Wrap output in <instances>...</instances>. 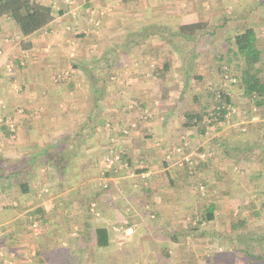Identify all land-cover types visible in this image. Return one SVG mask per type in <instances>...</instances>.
Masks as SVG:
<instances>
[{"label":"crops","instance_id":"0c3cea01","mask_svg":"<svg viewBox=\"0 0 264 264\" xmlns=\"http://www.w3.org/2000/svg\"><path fill=\"white\" fill-rule=\"evenodd\" d=\"M177 3L183 0H60L63 14L26 37L12 20L0 18V256L5 252L14 264H29L32 252L39 257L40 251L34 259L41 264L60 246L76 247L81 231L106 227L110 246L93 247L84 257L91 264L104 261L126 221L135 228L125 243L135 259L144 264L167 251L172 260L185 236L193 237L190 226L218 221L226 198H257L261 180L253 174L260 162L229 158L218 145L214 150L212 139L224 128L193 137L195 130L182 125V112L169 108L178 95L163 100L159 92L162 82L185 85L173 78L185 66L184 51L169 43L175 31L168 34L181 17ZM192 16L184 13L183 24ZM191 50L201 55L199 47ZM157 53L172 64L166 80L151 76L164 64ZM95 102L102 105L101 117L121 124L101 128L98 143ZM258 119L256 125L251 121L252 134L264 132V114ZM64 150L68 166L62 174L55 165ZM116 151L126 160L108 167L106 157ZM201 201L208 206L201 208ZM210 204L215 218L207 221ZM37 208L46 224L30 233L34 245L22 235L26 216ZM175 233L182 242L173 241Z\"/></svg>","mask_w":264,"mask_h":264},{"label":"trees","instance_id":"16d2710c","mask_svg":"<svg viewBox=\"0 0 264 264\" xmlns=\"http://www.w3.org/2000/svg\"><path fill=\"white\" fill-rule=\"evenodd\" d=\"M61 14H63V10H57L51 2L45 3L41 0H0V18L12 20L15 26L19 29L21 35L25 37L42 28L48 27L56 19V17ZM201 25L202 22L181 25V27H179V31L172 34V37L169 40V43H172L176 48H180L181 51H184L183 60L185 61V66L180 70L181 72L178 77L183 78L185 82L181 91V94L183 95L182 102L185 101L188 103L187 106L179 108V111L182 112V116L184 118V123H182V125L186 128L195 130L196 133L192 135L193 137L196 135L204 137L210 129H212V131L221 130V126L226 123L228 115L232 114L233 109L238 106V103L232 97V92H228L226 88L222 86V82L218 83V79L216 77L217 74H215L214 71H211L212 73L205 76L202 74L193 76V71L196 70L197 67L195 60L199 59L198 53L193 52L191 49V51H185L187 46L181 47L178 45L181 41L175 40V38L179 37L183 38L182 41H185L186 39H194L195 37H193V35L198 30L203 28ZM160 29H162L161 26ZM205 33L209 36L213 34V32L210 31ZM161 40L163 43L167 42L166 38ZM138 42L139 46L143 45L142 42ZM262 42H264V39L262 36H259L256 27L245 26L235 32V34L228 35L226 37V42L224 44L226 50L223 48L220 49L225 52L212 51L210 57L212 61L211 63H214L215 66L218 67L216 71L219 70L223 76L230 73L228 78L230 80L232 78L234 79L235 86L242 92L241 95L246 98L249 103L252 102L251 104L258 109L264 108V69L261 66L264 62V48L262 47ZM192 48L195 50V46H192ZM144 57L149 58V55L145 52ZM154 57L155 59L158 58V60L159 58L164 57V64L162 66H155L151 72V76L153 77L155 75L159 79L166 80L172 69V64L169 63V57H166L165 55L163 56L161 53L154 54ZM223 63L226 64L225 67ZM226 66L227 68H230L227 69ZM206 70H213V68L211 65H208ZM108 74L109 73L106 75ZM90 77L92 80L97 79L95 75ZM192 79H195L194 81H196L195 86L202 83L208 86L206 88H204L203 85L199 86V88L196 87L195 89L197 90L194 89L193 93L190 95L188 89H191L192 87ZM222 79L225 80L226 78L222 77ZM162 86L166 88L163 89ZM101 89L105 91V86H102ZM159 92L163 95V100H167V97L172 94L171 87H169V85H164L163 82L159 88ZM177 99L179 101L181 97H177ZM190 99L192 101L191 105ZM179 102L171 104L169 108H176L175 104L178 105ZM92 107V116L95 117V131H98V133L95 134L94 143H98L99 141H102L101 132L103 131L101 128H104L107 124H110L109 126L111 128H113L112 126L121 127V124L112 123L110 120L101 117V103L95 102L92 104ZM248 114H250V111ZM247 130L248 127L245 126L239 130L237 134L227 135L223 133L221 136L214 137L212 139V144L214 145V150L218 145L219 151L229 158L235 157L240 160H245L247 163L250 160H258L260 165L255 169L256 176L253 174V179L259 178V180H261L260 186L264 189V132L256 133L255 137L252 133H250V129L249 133L246 132ZM230 139H232L233 142H230ZM62 153L63 156L60 158L62 161L58 164L56 163L55 168L59 173L63 172L62 174H64V170L68 166L67 162L64 160L68 155V151L64 150ZM118 153L120 154V159L115 161L114 164L122 162L124 159L126 160V156L123 151ZM34 158L37 159L39 156H35ZM47 158L49 161L50 157L47 156ZM3 176L7 177L5 174H3ZM263 196L264 190H259L257 198H263ZM214 210L215 205L210 204L207 214L205 215L207 221H211L215 218ZM42 216L43 214L41 208H37L35 211L29 213L25 218L28 226H26L25 229H28L29 231V225H32L35 220H38L40 228L39 231L42 232L46 224L45 220H41ZM176 234L177 233L173 235V241L177 240L182 242L183 240H181L179 235ZM228 234L229 240L232 242L235 251L241 253L246 260L257 257L252 253L250 246L240 247L237 242L239 237L245 238L248 236H254V233L251 231L250 219L248 215L240 213L232 219L229 223ZM92 239H94L93 244L91 243ZM77 240L79 243H77L76 247L69 244L60 246L55 255H45V259L42 257L41 264H45L46 262L47 264H91L89 260H84V257L88 254V252H92L93 247L95 249H101L110 246L111 244L110 232L106 227H97L93 231L90 229L85 232L81 231ZM186 240L187 239H184V241ZM185 247H187V245L185 243H181L179 248ZM94 253L96 254V251H94ZM37 254L40 257V251H37ZM164 256L169 259V252H164ZM101 257L104 256L101 255ZM109 258L112 260L115 257L109 255L107 259ZM257 258L264 264V257L259 255ZM44 260L46 261L45 263ZM108 261L104 262L102 258L100 261H96L93 264H116V262H110V260ZM184 261L183 264L187 262L186 259H184Z\"/></svg>","mask_w":264,"mask_h":264},{"label":"rangeland","instance_id":"374dc122","mask_svg":"<svg viewBox=\"0 0 264 264\" xmlns=\"http://www.w3.org/2000/svg\"><path fill=\"white\" fill-rule=\"evenodd\" d=\"M41 1L45 3H50L54 0L52 1L41 0ZM59 1L60 0H56V2L58 3H55V5L53 4L57 10L60 7ZM175 13L177 15H180L181 17H177L175 22H171L170 26L174 27V30L171 27H169V33H168L169 35H171L173 31L175 32L179 31V27H181V24L185 22V20H182L184 13H188L189 16L193 15L192 17L189 18L186 17L188 21H186L187 23L185 24L202 22L201 27L203 28L195 33L196 37L194 39L192 40L186 39L185 41H182L183 38L181 37L175 38V40L181 41L178 45H180L181 47L187 46L185 51H191L190 49H192V46H195L197 48L199 47L201 49L200 52L201 55H198V57L199 60L200 58L204 59L206 61V64L200 63L199 61L196 70L193 71V76L199 74L205 76V75H209V73H212L211 71H214L215 74H217L216 77L218 79V83L222 82V86L225 87L228 92H232L231 93L232 97L238 103V106L233 109L232 114L228 115V119L226 123L222 124L221 129L223 130L224 128V131L222 133H225L227 135L237 134L239 130H241L245 126L248 127V130L246 132L248 133L250 131L254 132L253 127L255 126L252 127L251 121L254 122L253 123L254 125L258 124L259 123L258 117L264 114V108L258 109L257 107L251 104L252 102L249 103V101L241 95L242 93L241 90L235 86L234 79L232 78L230 80L228 78L230 73L223 76L219 70L216 71L218 67L215 66L214 63H211L212 61L210 57L212 51L225 52L224 50H226V48L224 44L226 42V37L228 35L235 34V32H237L238 30L242 29L245 26L256 27L259 36H262L264 39V0H183V4H178L175 6ZM194 20L196 22H194ZM205 31L213 32V34L211 36H208L207 34L203 33ZM262 47L264 48V42H262ZM222 48L224 50H220ZM206 49L211 50L209 57L207 55L208 53ZM177 57L178 58L180 57L182 59L181 54L180 55L177 54ZM181 59H179V63L181 62ZM223 64L225 67L226 64L225 63ZM208 65L209 66L211 65L213 70H206L208 68ZM174 66L175 65H173V67ZM261 66L264 69V62L262 63ZM229 68L230 67H228L227 69ZM179 71L180 70H177L176 68L173 71V73ZM222 77H225L226 79L224 80L222 79ZM173 78L176 80L179 77L174 76ZM194 80L195 79H193L192 81L191 89H188L190 95L193 93L196 87L199 88V86L203 85V87L206 88L208 86V85L206 86L204 83L197 84L195 86L194 84L196 83V81ZM160 87L161 85L159 86V88ZM169 87H171L173 95L175 96L178 95V97H181V99L179 100L180 104L178 105L175 104L176 106L175 109L179 110V108H182L183 106H187L188 102L185 101L182 102L183 100V95L181 94L182 86L177 85V86H169ZM164 88L166 87H163V89ZM131 103L133 104L134 102ZM191 104L192 101L190 99V105ZM148 110L149 112L154 111L149 108ZM249 111L250 114H248ZM149 117L151 116L149 115ZM209 132L212 133V135H214L215 132L217 131L214 130L212 131V129H210ZM252 135L256 137V134H252ZM251 167L252 166L249 167V172L251 170L253 171V168ZM244 171L246 172V170ZM253 183H251V185ZM256 185L257 187L261 188V190H264L260 186L261 181L260 182L258 181ZM223 205H224L223 207L224 209L221 212V216L219 214V218L217 219L218 221H214V224L206 223V225L203 226H201L200 224H194L192 227L190 226L187 229V232L189 230L195 237L191 236L190 238L188 237L185 238L187 239V243H186L187 247L179 248L177 252H175L176 254L174 259L167 260L165 259L166 256L162 255V253H159L157 259L152 261L149 258H147L148 261L145 260L144 264H183L184 259H186L187 261L184 264H263V262H261L257 257L259 255L264 257V196L263 198H256V197L250 198L246 196H239L238 198H226L225 203ZM207 206H208L207 203L204 202L202 203L201 201V208H206ZM240 213H244L245 215L249 216L251 231L252 233H254V236H248L245 238L239 237V239L237 240V242L239 243L238 245L240 247L250 246L251 247L250 249L254 254V256H257L249 260H246L241 253L236 252L232 242L229 240V234H228L229 223ZM127 226L129 225L125 221L121 223L118 229H116L118 232V239L116 244L118 246L114 248L111 253L109 252L110 255L115 258L111 260V258L107 259V257H105L106 259L104 260V262L110 260V262L113 261L116 262V264H136V262H138V264H143L141 261L137 260V257L135 259V256L133 255L134 252L132 251L133 249L128 246L126 247L125 245L127 240L133 236V235H130L128 237L125 236L124 229ZM29 227H30L29 231L28 229H25L23 231L22 236L23 237L29 236L28 238L30 240H27L25 238L27 240L25 243L35 245L36 241L34 240L36 239V237L34 235H30V233L33 232L34 230L31 225H29ZM206 232L208 234L203 235V233ZM30 236L33 237L34 240H32ZM121 241L123 245L121 246L122 249H120L119 246ZM126 249L129 251H126ZM126 253L128 254L126 255ZM131 254L133 256H130ZM27 255H28L27 257H29V254ZM31 256L33 260H29V264H40L39 259H34L37 257L36 255L35 256L31 255ZM180 257L183 258L182 262L178 261ZM8 259L9 258H7L5 252H2L0 256V262L2 261L1 264L15 263L14 261H9Z\"/></svg>","mask_w":264,"mask_h":264},{"label":"built area","instance_id":"2783aa9c","mask_svg":"<svg viewBox=\"0 0 264 264\" xmlns=\"http://www.w3.org/2000/svg\"><path fill=\"white\" fill-rule=\"evenodd\" d=\"M0 122H1V120H0ZM119 159H120V154L118 152L112 153L111 155H108L106 157V163H107L108 167L109 166L111 167L114 164V162L118 161ZM31 226L35 232L38 231V228H39L38 221H34ZM124 230H125V236L128 237V236L134 234L135 228H134V226L129 225ZM119 246H120V249H122V247H121V246H123L122 241L120 242ZM32 255H34V256L36 255L35 251L32 252Z\"/></svg>","mask_w":264,"mask_h":264}]
</instances>
